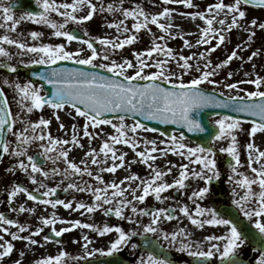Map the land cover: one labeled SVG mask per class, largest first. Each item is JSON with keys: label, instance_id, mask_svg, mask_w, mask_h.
<instances>
[{"label": "snow or ice", "instance_id": "1", "mask_svg": "<svg viewBox=\"0 0 264 264\" xmlns=\"http://www.w3.org/2000/svg\"><path fill=\"white\" fill-rule=\"evenodd\" d=\"M34 2L38 10H28L19 16L14 13L11 2H0V29H3V34H0V63L4 68L15 73L16 66L8 61L16 54H31L32 58L28 63L32 65L51 66L58 61L74 60L76 64L104 69L111 75L66 67H54L49 72L33 73L40 80L52 85L51 94L44 92L43 86L37 85L31 79L24 83H14L11 87L18 94L21 107V112L15 115L3 89H0V153L17 158L16 167L36 185L29 190L20 183L14 184L7 193L8 204L13 212L35 213V207H25L23 204L18 209L12 207L14 199L23 194L28 201L35 204L51 206L53 209L62 206L66 210L79 213L80 217H91L100 211L105 217H114L116 222H86L79 218L61 217L54 211L49 216H38L39 223L33 228L30 224L21 223L0 212V264L15 250L14 241H24L26 250L43 248L50 243L60 246L63 244V236L78 228L89 230L96 238L111 236V239L104 247H90L96 241L85 233L80 241L73 240V243L82 241L83 256L73 255L63 247H58L55 254L39 256L34 259L33 264H79V261L87 257H111L129 247L135 254L141 247L133 242V238L137 236L142 238L144 251L137 256L135 264H173L166 256L168 249L187 253L195 258V264H243L240 259L241 250L251 245L253 240L261 245L257 249L255 264H264V150L253 139L257 133H264V75L259 72H245L246 79L229 83L227 81L232 79L234 73L228 71L224 80L215 79L220 70L227 68L234 59L245 61L239 51L250 47L256 36L255 29L264 31V22H258L257 19L248 21L245 9L249 5L264 7V0H214L202 10L181 13H177V9L169 5L178 4L188 9H199V5L194 0H152L153 6L160 9L152 12L146 11L141 3L124 7L125 0H112L106 5L102 0ZM105 12L114 16L118 14V18L107 22L106 26L115 29L119 35L112 38L101 36L83 39L77 34L79 26ZM174 13L202 22V26H197L195 45L207 47L198 55L184 56L174 53L168 46L167 40L179 36L184 46L193 47L185 38L193 33L173 31L178 28L174 23ZM129 20L130 26L127 23ZM25 21L47 26L52 30V36L63 38L64 42H42L44 34L36 30L28 33L33 41L31 44L18 38L24 35L17 32L18 26ZM69 23L76 25V28L67 29ZM150 26H156L161 35L152 33ZM233 29H241L247 33L246 41L237 44L225 59L213 64L211 54L225 45ZM142 31L151 34L150 47L141 51L133 50V59H111L126 46L134 45L140 39L139 34ZM74 41L86 45L90 54L81 58L84 48L68 50L67 45ZM12 47L17 49L16 53L10 50ZM261 54L260 50H254L247 56L246 61L251 62ZM194 59L195 64L191 63ZM171 64L179 71H174ZM150 69L155 70L149 71ZM130 70L131 74H128ZM192 71L197 75L185 80L184 76ZM4 83L7 84L8 81L5 80ZM204 84L211 85L212 88L205 89L202 87ZM244 84L254 86V90L242 88L241 85ZM217 88L227 90L226 97L224 92L217 94ZM233 92L236 94L233 95ZM46 106L54 110L57 121H60L59 111L65 110L71 119L79 117L84 123L79 129L75 123L65 129L63 122H60L59 127L69 132V138L54 137L47 131L51 123L49 119H27L28 114L34 110H43ZM207 108L230 109L233 113H247L259 118L253 119L250 129L247 130V172L240 171L245 165L240 159L237 133L244 129L241 118L236 115L219 112L213 114L218 118L211 121L215 131L207 146L187 143L184 131H180L178 136L172 134L164 139H149L141 135L158 132L164 137L165 133L157 128H149L137 117L159 121L161 124L178 125L189 133H204L206 128L199 114ZM107 114L116 115L113 119ZM129 119L132 120L131 124L126 122ZM17 123L21 125L20 128H16ZM101 126H109L112 131L105 132ZM9 135L14 139H9ZM82 138L89 140V148L84 152L85 158L77 163L69 159V155L75 147L84 148ZM98 138L101 140L98 149L92 148L91 142ZM37 141L42 149L39 155L45 161L52 162L53 166L47 170L37 161L35 155L29 154V146ZM217 142L222 144L218 151L230 157L231 175L228 180L232 185L231 203L240 214L237 216L222 214L216 207L202 203L214 191L211 187L213 180L221 179L217 149L214 147ZM125 147L133 153L130 160L126 159L128 152L123 150ZM169 154L180 157L181 162L177 164L167 161L165 167L155 163ZM57 162H62L64 167H59ZM89 163L97 167L95 174ZM135 163L145 166L146 174L143 177L129 172L119 181L104 180L102 173H116L118 169L130 170ZM37 174L42 179H37ZM85 175L95 181V184L83 180ZM57 176L62 177V180L55 186L44 182ZM74 176L80 178L79 182L67 183L64 191L71 189L76 193H86L89 201L76 200L75 197L66 201L56 197L63 180H71ZM169 176L172 177L171 180L168 179ZM192 182L202 183L190 188ZM169 190L186 196L187 202H177L176 207L139 206L149 197L161 204L175 199L166 195ZM241 215L247 223H241ZM144 217H147L146 222ZM181 217L186 218L196 228L210 226L222 231L194 240L186 227L180 226L175 230H166L163 227L166 222L180 221ZM121 221L128 226L121 224ZM12 227L16 230L12 231ZM45 228L49 229L50 234H43ZM25 254L26 251H20V258L13 260L12 264H22ZM111 264L118 262L113 261Z\"/></svg>", "mask_w": 264, "mask_h": 264}, {"label": "rangeland", "instance_id": "2", "mask_svg": "<svg viewBox=\"0 0 264 264\" xmlns=\"http://www.w3.org/2000/svg\"><path fill=\"white\" fill-rule=\"evenodd\" d=\"M0 2L2 1L0 0ZM58 2H62V0H58ZM97 2H99V0H97ZM102 2L106 5L107 3L112 2V0H102ZM194 2L199 5V9H188L178 4H172V5H169V7L177 9V13L197 11V10H202L208 3L214 2V0H194ZM225 2H229V0H225ZM135 3H141L146 11L156 12L160 10L159 8L153 6L152 0H125L124 7L133 6ZM245 9L247 11L248 21H251L252 19H257L258 22H264V8L263 7L255 8V7L245 6ZM177 13H174V16H175L174 23L178 25V28H174L173 31L181 32L184 34L193 33L192 35L185 36V38L188 39L193 44V47L188 48L184 46L183 40L180 39L179 36H177L175 39H169L166 42L168 46L173 49L174 53H181L184 56H188L192 54L198 55L199 52L203 50L204 47H207V46H196L195 45V41L197 39V35H196L197 26L198 25L202 26V22L199 19L192 20L188 18L187 16H181ZM15 14L19 16L23 13H15ZM54 18L59 19V17H55V16ZM116 18H118V14L117 16H114L113 14H109L106 12L100 13L94 16L92 20L79 26V30L85 34V37L83 39H92L93 37H101V36H107L109 38H112L114 36L119 35V33L115 31V29L108 28L106 26L107 22H111L113 19H116ZM161 22H164V21L162 20ZM127 23L130 26L131 20L127 21ZM150 27L152 28V33H155V35L157 36L161 35L159 29L156 26H150ZM72 28H76V25L69 23L67 25V29L71 30ZM32 30L43 32L44 35L41 38L42 42L53 43V44L64 42L63 38H57V37L52 36L51 35L52 30L48 28L47 26L37 25L29 21H25L20 26H18L17 32H22L24 34L22 37H18V38L25 39L30 44L33 43L30 37H28V33ZM255 31H256V36L251 42L250 47H248L246 50L239 51V55L245 57V61L242 62L239 59H234L227 68L220 70L219 75H217L215 79L224 80V77L226 76V73L228 71H232L234 73L232 79L227 81L229 83L234 82L239 79H246L247 77L244 76L245 72H259L261 75H264V31H261L258 28L255 29ZM0 34H3V29H0ZM12 35L16 36V33H13ZM139 35H140V39L134 45L126 46L124 49L120 50L118 54L113 55L111 59H114L117 61H119L122 57L133 59L132 57L133 50L141 51L147 47H150L151 39H152L151 34L142 31ZM246 38H247V33L242 31L241 29H233L232 32L229 34V39L228 41H226L225 45H222L220 48H218L215 52L211 54L210 59L213 61V64H216L222 61L223 59H225L226 55L229 54L237 44H241L242 42L246 41ZM41 41H36V43H39ZM67 48L68 50H71V51H76L77 49L84 48L85 51L82 53L81 58L90 54L89 50H87L86 45L81 44L79 41H74L71 44H68ZM10 50L13 53L17 52V49H15L14 47L10 48ZM254 50H260L262 54L254 58L253 61L247 62L246 61L247 56L250 55V53ZM31 58H32L31 54H23V55L16 54L14 55L11 61H8V63L14 64L17 68V71L13 73V72H6L3 69L0 70V85L2 86L8 98L9 105L14 115L16 113L21 112V107L19 104V96L14 91L13 87H11V85L17 82L24 83L27 80H29L26 77H24L19 72V70L25 66L30 65L28 61ZM160 58L163 59V57H160ZM20 61H24V63H20ZM98 62L106 63L107 61H98ZM191 63L195 64L196 63L195 59L191 61ZM253 65H255V67H253ZM170 66L172 67L174 71H179V69H177L174 64H171ZM153 70L155 69H150L149 71H153ZM128 74H131V70L129 71ZM196 75L197 73H195V71H192L189 74L185 75L184 79L189 80L191 78H194ZM5 80L8 81L7 84L4 83ZM34 83H36L37 85H42L41 82H34ZM202 87H204L205 89L212 88V86L208 84H204L202 85ZM241 87L244 89H248V90H254V86L250 84H244V85H241ZM43 90L45 92L44 87H43ZM216 91L224 92L225 96L228 94L227 90L222 89V88H217ZM232 94L235 95L236 93L233 92ZM243 94L244 93H240V95H243ZM60 114H63L64 118H62ZM59 116H60V121L57 123H53V121L56 119L54 115V110L46 106L43 110H34L33 113L28 114L27 119H30L32 121H38L41 117L45 119H49L51 123L48 126L47 131H50L54 137H58L61 139L69 138V132L66 131L65 129H69L70 125L75 123L77 126V129H79L80 126H82L84 123L83 119L79 117H77L75 120L71 119V117L68 115V113L65 110H60ZM214 118H218V117H212L211 121ZM60 122H63V124L65 125V129H61L59 127ZM126 122L128 124H131L132 120L129 119ZM20 127L21 125L17 123L16 128H20ZM101 127L104 128L105 132L112 131L109 126H101ZM250 127H251V123L242 121V129H244V131H239L237 133V138L239 142L240 159H241L242 164L245 165L244 167L240 169V171H246V172H247V168H246L247 150L245 148V145L249 141L247 130L250 129ZM90 131L92 130L90 129ZM173 133L177 136L179 135V131L173 132ZM141 135L147 136L149 139L167 138L165 136L161 137L158 132H146V133H141ZM8 138L14 139L10 135L8 136ZM81 141L87 142L89 145V140L87 138H82ZM186 142L192 145L196 144L189 138L188 139L186 138ZM39 143L40 142L37 141L33 143L34 145L32 144L29 146V154L35 155L36 153H38L39 155V153L42 151V149L39 148ZM100 143H101V140L99 138L95 139L91 142V147L98 149ZM220 146H222L221 142H217V144L214 145V147L217 149V162H218V168L221 171V179L213 180L211 187H213L214 191L210 198H207L205 201L202 202L205 206L216 207L217 209L220 208V205L222 203V197H221L222 194L225 196L224 203L228 205H232L231 203L232 185L229 183V180H228V177L231 175V170L229 167L230 162H226L227 154L220 153L218 151ZM159 147H163V145H159ZM128 154L129 156L126 157V159L130 160L133 156V153L131 152L130 149H129ZM167 161H172L173 163H177V164L181 162V160H179L177 156L169 154L166 158H160L155 163L160 167H165L167 166ZM16 163H17V158H14L7 154H3L0 160V212L7 211L9 218L17 219L21 223L30 224L33 228L35 225L37 226L39 223L37 219L38 216L40 215L49 216L54 211L56 212L57 215L61 217L70 218V219L79 218L86 222H92V221H96L97 223H100L102 221H111L112 223L116 222L114 217H105L103 213L100 211H97L91 217L87 215H85L84 217H80L79 213L66 210L62 206H57L56 209H53L51 208V206L35 204L32 201H28L23 194H19L17 198L14 199L12 207H15L18 209L21 204H23L25 207H35L36 209L35 213H28V212L21 213L18 211L17 212L11 211V208L7 200V193L11 190V187L14 184L20 183L23 186L29 188V190H32L33 188L36 187V185H33L30 182L27 175L16 167ZM41 165L42 167L45 168V170L53 166L51 161H45V160L43 164ZM92 166L94 165H91V168ZM129 172L138 173L139 175L143 177L146 174V169L144 165L140 163H135L132 165L131 169L128 170V173ZM174 174H175V170L173 172V175ZM248 174H250V172ZM171 178H172L171 176L168 177L169 180H171ZM37 179H42V177H40L39 174H37ZM61 180H62V177L57 176L55 178H49L48 180H45L44 182L47 183L49 186H55L57 183H60ZM79 180L80 178L75 177V176L72 177L71 180H63V183L60 184L59 189L61 191H64V188L66 187L67 183L73 182V181L78 183ZM83 180H84V177H83ZM197 183H202V182H192L190 184V188L195 187ZM42 191L43 189H41V192ZM166 195L175 197V199L166 200L164 201L163 204H161L160 202L155 201L154 198L149 197L145 201L144 204L139 205V206L140 207H167L168 205H172L173 207H176L177 202H187L186 196H181L175 190H169V192L166 193ZM56 197L60 199H64L66 201L72 200L73 197H75L76 200L83 199L85 201H89L90 199L88 194L76 193L74 190H71V189H69L67 193L64 195H58L56 193ZM49 210H51V213H49ZM185 219L186 218L181 217L180 221L173 220V221L166 222L163 225V227L166 230H175L177 227H180V226L186 227L192 233V238L194 240H199L196 237L197 233L204 232L206 233L205 235H207L213 232L222 231V229H217V228H213L210 226H206L204 229H199V228H196L194 225H191L189 221L185 223ZM143 220L146 222L147 217H144ZM120 223L124 224L126 227L128 226L126 222L124 221H121ZM11 230L15 231L16 229L12 227ZM48 233H49V229L45 228L43 234H48ZM85 233H87L90 236V238L95 239L96 242L99 239L95 237L94 233L89 232V230L78 228V229L73 230L70 233H66L63 236L62 245L57 246L55 243H50V245L55 248H50V247L46 248L44 246L43 248H35V249L26 250L24 241H14L13 243L15 244V250L13 251L10 257L5 258V260L3 261V264H12L13 260L19 259L20 251H26L25 256L22 258V264H33L34 259L39 256L47 255V254H55L58 247H63L69 253L73 255L83 256V249L81 247L82 241L80 243H73V240L80 241L81 236ZM36 238L41 239V237H36ZM6 239H10V237H6ZM110 239L111 237L107 238L106 236L104 238V242H108ZM140 239L141 237L139 236L134 237L133 242H136L139 244ZM96 242L94 245H91L90 247H99L96 245ZM167 251H169L170 253L173 252V255H174L173 258L175 259V261L177 260L180 261V264H189V263H192L193 261L191 259L193 257L188 256L187 253H180L176 251L175 249H168ZM142 252H143L142 250L138 249L137 252L133 254V250L129 247V248L123 249L120 252V254H122L125 258H127L131 264H135V260L137 256L141 254ZM256 255H257V249H255L251 245L244 247L240 253V257L244 259L246 258L249 259L251 264H255ZM99 257H102V256L96 255L94 257H87L86 259L99 258ZM83 260L85 259H82L81 261H79V264L82 263ZM178 261L177 263H179Z\"/></svg>", "mask_w": 264, "mask_h": 264}, {"label": "water", "instance_id": "3", "mask_svg": "<svg viewBox=\"0 0 264 264\" xmlns=\"http://www.w3.org/2000/svg\"><path fill=\"white\" fill-rule=\"evenodd\" d=\"M256 6V5H254ZM13 9H25V10H38V6L35 5L34 0H17V2L13 3ZM77 34L82 37L83 35L77 31ZM61 68V67H66V68H79V69H83L85 71H89V72H99L103 75H108L110 76L111 74L106 73L104 71H101L99 69H95V68H88V67H84L82 65L79 64H74L70 61H63L60 63H57L55 65H51V66H45V65H38V66H29L28 68H25L23 70L24 74L29 77L30 79H32L33 81H42L39 79L38 75H33V73H44L47 72L49 69L51 68ZM43 84L45 85L48 94H51L52 91V85L47 84L46 81H42ZM141 83H143V81H141ZM1 89V88H0ZM217 93V92H216ZM219 94V93H217ZM225 98V97H222ZM219 112L222 114H227V115H236L238 117H240L241 119H245L248 121H251L253 119L259 120L258 117H252L247 113H233L231 112L230 109H212V108H207L204 109L200 112L199 116L201 119L202 124L205 125L206 131L204 133H189L187 132L186 129L181 128L178 125H173V124H161L159 121H148V120H144L141 117H137L138 119H141V122L148 125L150 128H157L160 130V132H164L165 135L167 136H171L172 135V131H177V130H181L185 132V136H189L191 139H193L194 141H197L201 144L204 145H208L210 143V136L212 134H214L215 131V126L211 123V121H209V118L211 115H213L214 113ZM109 116V118H113L115 117L116 114H107ZM2 153H0V158H1ZM227 161H230V157L227 158ZM222 214H231L233 216H237L238 215V211L237 209L233 206H227L222 204V207L219 210ZM5 215H7L6 213H4ZM241 223H247L246 220H243L240 217ZM50 234V233H49ZM254 246L257 247H261V245L258 243V241L253 240L252 243ZM141 248L144 249L142 241L140 243ZM166 256L168 257L169 254L166 252ZM241 259V258H240ZM243 264H248V262L244 261L243 259H241ZM116 261L118 262V264H129L128 261H126L125 259H123L120 255L118 254H114L111 257H101L98 259H93V260H88V261H84L83 264H111V262Z\"/></svg>", "mask_w": 264, "mask_h": 264}, {"label": "bare ground", "instance_id": "4", "mask_svg": "<svg viewBox=\"0 0 264 264\" xmlns=\"http://www.w3.org/2000/svg\"><path fill=\"white\" fill-rule=\"evenodd\" d=\"M60 116L62 118H64V115L63 114H60ZM59 121H57L56 119L53 121V123H57ZM254 140H255V144L261 149V150H264V133H257L256 136L254 137ZM81 143L84 144V148H79V147H75L72 149V151L70 152V155H69V159L79 163L81 159H84V152L88 150L89 148V145L87 142H83L81 141ZM34 145V144H33ZM124 151L126 152H129V149L128 148H125ZM129 156V154H128ZM179 160H181L180 157H178ZM58 163V166L59 167H64L63 163L62 162H57ZM109 164L111 163V161L108 162ZM89 166L91 167V164L89 163ZM92 171H93V174L96 173L97 171V168L96 166H92ZM128 170H125V169H118L116 173H107V172H104L102 173L103 177H104V180L106 182L108 181H112V180H116V181H119L120 179H122L124 176L128 175ZM84 180L86 181H89L93 184H95V181H92V179L88 176H84ZM49 213H51V210H49ZM188 220L185 219V223H187ZM36 226V225H35ZM34 226V227H35ZM57 227H61V225H57ZM206 233L202 232V233H197V239H202L203 236H205ZM108 237H111V236H107ZM105 238V237H104ZM104 238L103 239H98L97 242H96V245L99 246V247H104L107 242H104ZM46 248H55L53 246H51L50 244H47L45 245Z\"/></svg>", "mask_w": 264, "mask_h": 264}, {"label": "flooded vegetation", "instance_id": "5", "mask_svg": "<svg viewBox=\"0 0 264 264\" xmlns=\"http://www.w3.org/2000/svg\"><path fill=\"white\" fill-rule=\"evenodd\" d=\"M13 0H2V2L4 3V2H7V3H10V2H12ZM18 12H25V11H18ZM173 255H172V258H171V260L173 261V264L175 263V261H174V259H173ZM177 263V262H176Z\"/></svg>", "mask_w": 264, "mask_h": 264}]
</instances>
